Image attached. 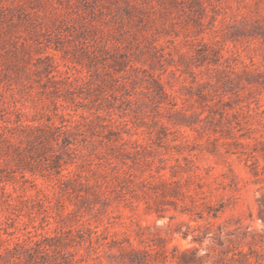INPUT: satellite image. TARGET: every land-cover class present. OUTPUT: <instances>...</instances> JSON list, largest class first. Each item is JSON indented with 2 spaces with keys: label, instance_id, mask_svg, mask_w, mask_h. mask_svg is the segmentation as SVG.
I'll list each match as a JSON object with an SVG mask.
<instances>
[{
  "label": "rangeland",
  "instance_id": "1",
  "mask_svg": "<svg viewBox=\"0 0 264 264\" xmlns=\"http://www.w3.org/2000/svg\"><path fill=\"white\" fill-rule=\"evenodd\" d=\"M0 264H264V0H0Z\"/></svg>",
  "mask_w": 264,
  "mask_h": 264
}]
</instances>
